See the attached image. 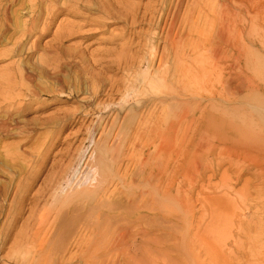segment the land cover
<instances>
[{
    "label": "rangeland",
    "instance_id": "1",
    "mask_svg": "<svg viewBox=\"0 0 264 264\" xmlns=\"http://www.w3.org/2000/svg\"><path fill=\"white\" fill-rule=\"evenodd\" d=\"M0 1V20L5 13L11 17L5 33L0 31V122L9 127L7 133L0 131V232H4L0 264H30L31 260L37 264V258L38 264H128L126 251L132 248L125 240L118 248L122 252L101 246L108 244L109 235L120 239L119 231L132 236L145 230L155 239L150 264H264V92L259 94L247 85L239 95L233 88L246 78H253L257 87L264 86V0L229 4L234 19L229 23L230 45L223 50L227 49V57L211 61L203 49L199 56L187 51L188 56L202 60L197 65V93L192 92L201 110L166 135L155 130L162 132L173 124V115L162 117V108L153 106L156 115L152 118L139 112L136 103L147 98L138 94L144 91L143 75L151 76L161 68V55L168 53L167 66L174 67V49L165 45L166 37L172 33L170 41H176L182 36L187 47L214 38L205 19L197 20V13L193 21H200L198 29L203 34L189 36L187 11L193 0H183L174 26L172 14L178 0H124V5L108 0L115 10L111 20L83 3V8H60L53 18L44 7L47 31L27 37L22 36L23 29L30 24V7L38 0ZM211 6L218 16L225 13L221 0ZM130 10L135 12V24L126 16ZM227 78L231 88L225 85ZM225 95L231 104L220 105ZM183 98L193 100L188 95ZM122 99L127 100L122 103ZM126 101L139 112L137 120H149L150 134L123 129L126 114L118 116L117 109ZM87 165H93L96 177L103 181L92 187L105 188L98 198L69 188L76 170ZM107 166L125 181L121 184L111 176ZM164 168L163 187L187 203L186 211L170 197L161 202L155 199L160 185L156 174ZM146 169L154 172L150 179L143 176ZM254 186L262 189L255 191ZM135 192L150 195L156 211L134 218L136 204L127 195ZM226 199L232 207L230 215L222 214L221 224L214 223L211 230L205 206L214 208ZM35 232H39L36 239ZM99 232L105 243L95 238ZM82 239L102 241L100 252L81 257L76 243ZM27 250L36 260L24 258ZM101 253V260L90 259Z\"/></svg>",
    "mask_w": 264,
    "mask_h": 264
},
{
    "label": "bare ground",
    "instance_id": "2",
    "mask_svg": "<svg viewBox=\"0 0 264 264\" xmlns=\"http://www.w3.org/2000/svg\"><path fill=\"white\" fill-rule=\"evenodd\" d=\"M10 1V0H9ZM108 0H99L96 2V0H38V2L30 7V17L32 18L30 24H28L26 26L25 29H23V33H22V36L23 37H27V36H31L33 35L34 33L38 32V34H45V32L47 31L48 29V23L45 21L46 17L44 18L43 14H42V10L44 9V7L46 9L45 12H47L48 14H46L47 16L53 18V17H56L58 15V13L61 12V9L60 8H63L64 6H69V8H83L82 5L80 3H83V5L85 4H88L91 8H93V10H97V12L99 14H102L103 15V19L104 20H111V19H114V13H115V10H114V6H113V10H114V13L112 12V6L111 4L107 3ZM119 1V2H118ZM215 0H193L192 1V7H191V10L190 11H187L189 12V20L187 21L188 24H191V27H190V33H189V36L190 37H193L191 35H200L201 37V34H203V31H199L200 29L199 26H198V23L200 22H197V20H201V19H205L204 20V23L205 25H209V29H210V36L212 37V31H213V34H214V38H211L208 37L204 42L200 43V40H199V44L198 43H193L192 42L188 47L184 44V42L182 43L181 41V38L180 40H176V41H170V35H172V33L166 37V41H165V45L167 46L168 44H171L172 45V48L174 49V54H173V61H174V67L173 69H170V65H168V53L167 55L164 54L165 51H164V55H161V58L159 59V67L161 66V68H159L156 72L153 71L154 73L150 76L148 73H144L143 75V84L141 86L143 90L144 88V91L143 92H140L138 94H141L142 96L144 97H147V98H143L142 101H137V103L134 101L133 103H136V105L138 104V108H140L138 111L139 112H142L143 111V114L146 115L147 114H151L153 115L152 118L156 115V112L155 111H152V107L155 106L157 107L158 109L162 108V110L160 111V114L161 116L162 115H165V114H168L170 113V115H173L175 121L173 124L171 125H167L166 129L162 130L160 127V130H162V132H159L158 130H155L156 127H153L152 130L154 129L156 132V134L158 135H166V134H173V132L175 131V128L177 127V130L180 129V122L185 120V119H188L190 118L191 116H195L197 115V112L199 110H201V105L200 103L197 102V98L196 96L194 97L192 92H195V94L197 93V89H196V86L198 85V80H199V72H198V69L199 67H197L198 63L202 60H200L201 57H198L199 55V52L201 51V49H203V51H205V53L207 52L209 55V59L211 61H213L212 59L214 58H220V56L224 55L226 52L223 51L225 49V47H227L228 45H230V27H229V23H230V19L232 18L231 17V7H230V3H234L235 0H221L222 1V5H223V8H224V11L225 13L223 15H220L218 16L217 13L215 12V9L213 8V6H211L212 3H214ZM216 1H220V0H216ZM1 2V1H0ZM6 2V1H5ZM8 2V1H7ZM16 2V1H15ZM34 2V1H33ZM63 2L61 4V7L59 6L60 3ZM116 2H118L117 4H120V5H124V0H117ZM178 3L175 5V11L174 13L172 14V21H173V26L175 24V22L177 21L178 17H179V13H180V9H181V6H182V3H183V0H178L177 1ZM186 2V1H185ZM254 2V1H253ZM110 3H112L110 1ZM175 3V2H174ZM235 4V3H234ZM237 4V3H236ZM173 5V6H174ZM172 6V7H173ZM69 8L67 9V11H70ZM7 9V8H6ZM4 10V9H3ZM136 11V10H135ZM9 12V11H7ZM119 12V11H118ZM117 12V14H118ZM235 11H233L234 13ZM120 13V12H119ZM135 13V12H134ZM133 11L131 12L130 10V13H126V16H129L130 19L133 20L135 19V16L134 15ZM137 13V12H136ZM197 13V20L196 22L193 21L194 20V17ZM186 14V13H185ZM235 14V17H237V13H234ZM247 14V13H246ZM123 16V15H122ZM125 16V17H126ZM234 19V15H232ZM138 17V16H137ZM211 17L213 18V21L210 22V19ZM255 17V16H254ZM11 18V17H9ZM9 18L7 16V14L5 13L2 17H1V20H0V31H2V33H5V31L7 30L8 28V24H9ZM50 18V19H51ZM128 18V17H127ZM126 18V19H127ZM188 18V17H187ZM49 19V20H50ZM254 19V18H253ZM171 21V20H170ZM182 21V20H181ZM185 23V22H184ZM133 24H135V22H133ZM24 25V24H23ZM42 27H41V26ZM251 25V24H250ZM50 26V25H49ZM172 26V27H173ZM181 26V25H180ZM41 27V28H40ZM22 28V27H21ZM177 28V27H176ZM171 30V29H170ZM22 32V31H21ZM7 33V32H6ZM233 33V32H232ZM1 34V32H0ZM241 35V34H240ZM41 36V35H40ZM36 38V37H35ZM185 38V37H184ZM195 38V37H193ZM37 39V38H36ZM175 39V38H174ZM187 39V38H185ZM191 39V38H190ZM202 39V38H201ZM242 39V38H240ZM153 41V39H152ZM187 41V40H186ZM240 41V40H239ZM188 43V42H187ZM169 46V45H168ZM208 46V47H207ZM234 47V46H233ZM171 48V49H172ZM165 49V48H164ZM188 50H191L192 54L193 55H198L196 57H190L188 56L189 54L187 53ZM189 52V51H188ZM228 54V53H227ZM155 56V55H154ZM153 56V58H154ZM205 57V54L203 55ZM208 56H206V60H208ZM226 56V54H225ZM228 56V55H227ZM226 56V57H227ZM224 57V56H223ZM224 57V58H226ZM152 58V59H153ZM198 58H199V61H198ZM223 58V59H224ZM152 59L150 60L152 63ZM156 59V58H155ZM154 59V60H155ZM149 60V59H148ZM222 60V58H221ZM169 61H170V58H169ZM209 61V60H208ZM149 62V61H148ZM215 62V60H214ZM205 63V62H204ZM237 63V62H236ZM149 64V63H147ZM206 64H208V62H206ZM150 65V64H149ZM202 65V64H200ZM210 66V65H209ZM212 66V65H211ZM214 66V65H213ZM150 67V66H149ZM163 67V68H162ZM203 67V65L201 66ZM151 68V67H150ZM205 68V67H204ZM148 69V68H147ZM146 69V70H147ZM200 70H202V68H200ZM240 70V69H238ZM147 72V71H146ZM256 74V73H255ZM258 76H263L262 74H256ZM250 77V76H249ZM202 78V77H201ZM200 78V79H201ZM242 79V78H241ZM231 80V79H230ZM228 78L225 79V85L228 87H230V81ZM240 80V79H239ZM253 80L252 79H249V78H246V80L244 79L243 82H238L237 81V87H240L239 89L234 86V91L237 92V94L241 95V93H243L242 91H245V86H249V87H254L255 90L257 92H259V94L261 92H264V86L263 85H257L255 84L254 81H251ZM245 87V88H244ZM231 88V87H230ZM229 88V89H230ZM228 89V93H229V96H230V91ZM88 90V89H87ZM135 92H136V89L134 87ZM240 91V92H239ZM255 91V92H256ZM135 92H133L132 94H134ZM127 93H130L129 91ZM190 93V94H189ZM137 94V92H136ZM223 94V93H222ZM248 94V93H247ZM250 94V93H249ZM255 94V93H254ZM140 95V97H141ZM186 95L190 96L191 99H193L192 101L190 100H187L186 98L184 99L183 97H186ZM227 95V94H226ZM225 95L224 98H220L221 99V103L220 105H228V104H231L229 101V97H227ZM234 95V94H233ZM125 96V95H124ZM136 96V95H135ZM250 96V95H249ZM257 96H260V95H257ZM264 96V95H263ZM129 98V95L127 96ZM137 97V96H136ZM217 97V96H216ZM219 97V96H218ZM221 97V95H220ZM132 98V97H131ZM183 98V99H182ZM212 98L214 99L215 101V98H214V95L212 96ZM245 98V96H244ZM138 99V98H137ZM234 99V98H233ZM252 99V98H251ZM259 99V98H258ZM127 100V99H125ZM124 99H122V103H124L125 101ZM133 100V99H132ZM136 100V98H135ZM140 100V99H138ZM264 100V99H263ZM129 101H126L124 105V107H121L119 106L120 110L117 109V111L119 112L118 116L121 115L123 112V114H126L125 117L127 119V124L125 126V128H123L125 131L127 132H136V134H138L140 131L144 132L146 130H148L149 128V120H146V121H143V119H140V120H137V116L139 115V112H137V109H132L134 107L130 106L129 103H127ZM132 102V101H130ZM213 102V101H212ZM121 103V104H122ZM132 103V104H133ZM202 103V102H201ZM212 104V103H211ZM210 104V106H211ZM214 105L216 104V101L213 103ZM213 105V106H214ZM114 106V105H113ZM136 107V106H135ZM203 107V106H202ZM216 107V106H214ZM220 107V106H219ZM225 107V106H224ZM105 108V107H104ZM262 108V107H261ZM109 109V108H107ZM125 109V111L123 110ZM221 109V108H220ZM142 110V111H141ZM260 110V108H259ZM157 112L159 110H156ZM228 111V110H227ZM9 112V111H8ZM111 112V111H110ZM220 112V111H218ZM232 112V111H231ZM10 113V112H9ZM228 113V112H227ZM117 116V115H116ZM140 116V115H139ZM121 117V116H120ZM145 117V116H144ZM148 117H151L148 115ZM146 117V119L148 118ZM163 117V116H162ZM118 118V117H117ZM142 118V117H141ZM157 118V117H155ZM169 118V117H168ZM172 118V117H171ZM150 119V118H149ZM158 119V118H157ZM3 121V120H1ZM196 121V120H195ZM193 121V122H195ZM4 122V121H3ZM3 122H0V131L2 133H7L8 131V126H7V123H3ZM172 122V121H171ZM151 123V122H150ZM170 123V121H169ZM196 123V122H195ZM195 123L193 125H195ZM115 125V124H113ZM111 125V126H113ZM157 125V124H156ZM166 125V121H165V124ZM190 125V124H189ZM192 125V127H193ZM163 126V125H162ZM11 127V126H10ZM112 128V127H111ZM110 128V129H111ZM19 129V128H18ZM237 131H241L243 130L244 128H237ZM17 130V129H16ZM112 130V129H111ZM151 130V127L150 129ZM149 130L147 133H149ZM176 130V131H177ZM187 131V130H186ZM153 132V131H152ZM175 133V132H174ZM142 134V133H141ZM150 134V133H149ZM262 134V133H261ZM137 136V135H136ZM140 136V135H139ZM203 139V138H202ZM163 141L166 140V136H164L162 138ZM234 142V141H232ZM93 143V141H92ZM164 144H168L169 142H163ZM235 143V142H234ZM98 149V148H97ZM108 150V149H107ZM181 150V149H180ZM109 151V150H108ZM107 151V152H108ZM178 153V152H176ZM86 154L82 155V159L85 157ZM177 155V154H176ZM178 156V155H177ZM93 156H90V160ZM101 158V157H100ZM100 158H98V161L101 165H106L107 162H105L103 164V162L101 163V160ZM103 158V157H102ZM104 159V158H103ZM91 162V161H90ZM88 166V167H87ZM86 168L83 170H81L82 168H79L76 170V173H75V176H74V182L72 181L71 184H69V188H72V190H74V188H78L81 190L82 193H85L86 195H89L90 196V199H93V198H98L99 194L100 193H103L105 192V188L101 191L99 189H93L92 190V187L94 186L95 188V185L98 184V185H101L103 181H99L98 177H96V169L93 167V165L90 167L89 165H87ZM98 167V166H97ZM102 168V166L100 167ZM105 168V167H104ZM111 168V167H110ZM108 171H109V174L111 173V176H114L115 178H117V174H115L114 172H112V169L110 170L107 166ZM105 169V170H106ZM180 169V165L177 167V170ZM108 171H104V172H107V176H108ZM103 173V170L101 171ZM149 170L146 169V171H144V178L146 179H150L151 177L154 176V172L151 171L149 172ZM158 177H159V181H160V185L156 191V197L155 199L157 198L158 202H161L165 199H169V197L171 199H174L175 202L179 203V205H182V208L186 211L187 210V203H184L183 204V201H181L179 199V197L175 198L172 193H173V190L172 189H166L163 187V179H165L166 175H167V169L164 168L163 170H160L157 174H156ZM223 176V175H222ZM109 177V176H108ZM105 176V178H108ZM257 178H259L257 176ZM119 180V182L122 184L125 180L123 177H119L117 178ZM126 179V178H125ZM105 181V179H104ZM180 181V180H179ZM106 182V181H105ZM12 183V182H11ZM261 183V182H260ZM177 184V183H176ZM22 185V184H21ZM23 186V185H22ZM21 186V187H22ZM165 186V185H164ZM20 188V185L18 186ZM17 185H16V188H18ZM103 186H101L102 188ZM18 188V189H19ZM100 188V187H99ZM255 188V191H259V189H262L261 186H259V188L257 186H254ZM2 189V188H1ZM21 189V188H20ZM23 189V188H22ZM85 189H89L88 191H83ZM177 189V188H176ZM175 189V191H176ZM65 190L62 191V193L64 192ZM77 191V190H76ZM179 192V190H177ZM177 192V193H178ZM1 190H0V195H1ZM18 193V192H17ZM20 194V193H19ZM4 195V194H3ZM16 195V194H15ZM175 195H178L175 193ZM60 197V196H59ZM184 197V196H183ZM187 197V196H186ZM262 197V196H260ZM15 198V197H14ZM127 198L132 200L133 203L136 204V208H135V211L132 212V216L134 218H136V216H138L141 212H144V211H149L150 213L151 212H154L156 211V202L153 203V200L154 199H150V195L148 194H145V193H141V194H138V193H132L130 195H127ZM149 200V201H148ZM152 200V201H151ZM221 200V199H220ZM151 201V202H150ZM225 202H221L219 204H217L216 207H206V212L210 213V221L209 223L207 224V227L208 228H211L213 226V224L215 223L218 224L220 223L221 224V216L222 214H227V215H230V209L232 207L231 204L229 203V200L226 199L224 200ZM154 204V205H153ZM229 205V208H226V205ZM219 205H222L223 206V209L219 206ZM164 206V205H163ZM164 208L161 209V212L163 211ZM167 212V211H166ZM164 218L167 219L169 221V216L163 214ZM59 215H57L58 217ZM59 218V217H58ZM141 217L137 218V221L140 220ZM57 219V218H56ZM180 221V220H179ZM243 224L241 223L240 224V227L242 226ZM8 227V226H7ZM6 228V227H4ZM8 228L5 229H2V230H5L7 231ZM1 230V229H0ZM88 230V227H85V231ZM213 230V227L212 229ZM3 231L0 232V237L1 235L3 236ZM6 233V232H5ZM128 234V231H119V234H118V237L120 239H117L112 235H109V239L105 240L108 242V244L104 245V246H101L103 247L104 250H106L108 248V250H119L118 248L120 247L121 243L120 241L122 240H125L126 241V245L129 246V248H132V249H129L128 251H126L128 254H127V258L130 259V262L132 264H150L151 263V258H152V254H151V246H152V241L154 242L155 239L154 238H151L153 236H151V233L149 231H143V232H139V233H132V236H129L127 235ZM131 234V233H130ZM219 234V233H217ZM104 234H100L97 233V235L95 236V238H101V240L104 241L103 239V236ZM108 235V234H107ZM106 235V236H107ZM141 235V236H140ZM6 236V235H5ZM4 236V237H5ZM91 236V235H90ZM37 237H39V232H35L34 234V238L36 239ZM86 237V236H85ZM3 238V237H2ZM88 238V237H86ZM94 238V237H93ZM81 239V238H80ZM3 240V239H2ZM91 240V239H90ZM89 239L85 240V239H82L81 241H77L76 243V247L77 249H80L81 250V257H86L90 252L92 254H94L95 252H100V249L98 248V245L100 244V242L102 243V241L99 242L98 244V241H90ZM104 241V243H105ZM103 243V244H104ZM130 243H132V245H130ZM101 245V244H100ZM107 250V251H108ZM125 250V249H124ZM94 251V253L92 252ZM106 251V252H107ZM120 251V250H119ZM80 252V251H79ZM104 252V251H103ZM105 252V254H106ZM122 252V251H120ZM27 254L24 256V258L26 260H28L30 257H34L33 254L31 255V251L30 250H27L26 252ZM110 253V252H109ZM35 254V253H34ZM111 254V253H110ZM108 254V255H110ZM99 255V256H98ZM102 255L101 254H95V255H90V259L93 260V259H97L98 257H100ZM107 255V254H106ZM105 255V256H106ZM115 255V254H114ZM80 257V258H81ZM107 257H110V256H107ZM16 258V257H15ZM33 258V259H34ZM65 258V257H64ZM64 258L62 259V261L64 260ZM102 257H100V260H101ZM17 259V258H16ZM24 259V261H25ZM39 258H37L38 260ZM85 259V258H84ZM89 259V258H88ZM89 259V260H90ZM99 259V258H98ZM97 259V260H98ZM36 260V258H35ZM37 263L38 264V262ZM88 260V261H89ZM90 260V261H91ZM29 261V260H28ZM59 261V258L58 260ZM83 261V259H82ZM99 261V260H98ZM97 261V262H98ZM26 262V261H25ZM34 262V261H33ZM94 262V261H93ZM103 262V261H102ZM106 262V261H105ZM129 262V263H130ZM28 263V262H27ZM30 264H33L32 263V260L29 261ZM39 263H40V260H39ZM60 263V261H59ZM66 263V262H65ZM85 263V262H84ZM90 263V262H89ZM101 263V262H100ZM99 263V264H100ZM128 263V264H129ZM95 264V263H94ZM105 264V263H104Z\"/></svg>",
    "mask_w": 264,
    "mask_h": 264
}]
</instances>
